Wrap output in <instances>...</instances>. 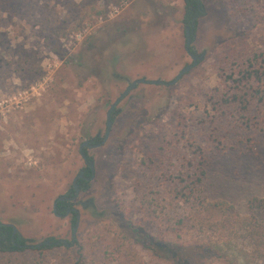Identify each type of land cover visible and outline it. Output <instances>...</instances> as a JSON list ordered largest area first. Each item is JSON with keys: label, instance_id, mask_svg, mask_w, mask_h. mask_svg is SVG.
Returning <instances> with one entry per match:
<instances>
[{"label": "rangeland", "instance_id": "rangeland-1", "mask_svg": "<svg viewBox=\"0 0 264 264\" xmlns=\"http://www.w3.org/2000/svg\"><path fill=\"white\" fill-rule=\"evenodd\" d=\"M201 2L191 48L204 57L172 85L138 84L116 107L108 140L87 149L95 175L72 200L75 244L0 251V264H174L136 242L128 222L206 243L190 227L193 205L221 200L247 214L264 199V93L249 104L250 121L234 98L252 90L237 81L252 65L264 90V0ZM184 17L185 0H0V222L27 244L71 241L74 215L53 207L86 166L82 142L104 138L129 80L171 81L193 62ZM208 164L196 199L178 196L175 185L184 190ZM200 249L186 248L177 264H211Z\"/></svg>", "mask_w": 264, "mask_h": 264}, {"label": "trees", "instance_id": "trees-1", "mask_svg": "<svg viewBox=\"0 0 264 264\" xmlns=\"http://www.w3.org/2000/svg\"><path fill=\"white\" fill-rule=\"evenodd\" d=\"M199 2L200 0H185V23L191 24L194 17L199 18L203 15L198 6ZM197 20L198 19L195 20V27L197 25ZM261 76L262 74H260L258 70H255L252 65L250 68L243 70L241 72V78L237 80L239 84L243 85L245 88L248 86L252 89L248 91L245 90L244 93L234 96L235 99L239 100V103H244L243 108H241L243 110L242 117H245L246 114L248 116L247 120L249 121L253 117L251 116L252 110L249 108V104L254 101L257 95L264 93V90L259 88L262 85ZM255 79L258 80V88L253 84ZM225 102L228 103V99L224 100V103ZM230 103H232V101ZM228 107L230 106H227V109ZM232 109L236 110L235 108ZM228 111L229 110H227V113ZM232 114H235V112H232ZM223 115H226V109L224 108L222 109V116ZM248 123L249 122H247V124ZM248 125H250V123ZM246 147L249 149L246 151H253L250 150L251 148L249 146ZM230 149H235V146H231ZM85 153H87L86 149ZM209 165L210 164H208V166H203V168H195L192 170L188 175L191 182H189V179L186 180L187 186H185L184 190L178 188V184H176L175 189L178 196H185L188 201H190L191 197L195 200L197 197V184L206 177ZM87 170V174L91 175L90 169L87 168ZM78 183L81 190H84L87 188L89 181L78 179ZM186 189H189V193ZM74 194L75 188L72 185L67 196L72 197ZM70 205L71 201L59 200L57 203V213L60 214V216H64ZM225 207V202L221 200L200 202L192 206L190 210V227L195 231L207 235L210 240L206 243L201 242L202 236H197V240L196 237H193V241L192 243L190 242V245L189 243L171 242L151 234L142 225L133 220L128 222L127 228L132 230L134 234L133 239L136 242L150 249L154 252L155 256L174 264L185 261L184 250L186 248H201L199 253L202 254L209 251L204 260L211 264H264V199L254 198L250 203V211L247 212V214L236 212L229 213L228 209ZM76 222L77 219L74 214L73 223L76 224ZM13 230V225L0 222V251L3 253L17 254L25 251L27 248L42 250L51 248L54 245L64 244L63 241L56 243L59 239L50 238L49 240L51 242L49 244L36 247L27 244V240L18 231L13 236ZM238 236L242 237L243 240L241 243L244 246L241 248L236 247L239 243V240L236 241ZM246 241L249 247L245 246L244 242ZM232 247H234L237 252H231L233 251Z\"/></svg>", "mask_w": 264, "mask_h": 264}, {"label": "water", "instance_id": "water-1", "mask_svg": "<svg viewBox=\"0 0 264 264\" xmlns=\"http://www.w3.org/2000/svg\"><path fill=\"white\" fill-rule=\"evenodd\" d=\"M203 11L206 12V10H204V9H203ZM192 31H193V29H191L190 27H187V29H186V49H187L189 56L192 58L193 62L184 66V68L179 72V74L171 81H166V80H162V79H147V78H138V79L133 80V81L129 80L128 87L113 102V104L111 105V107L109 108V110L107 112V115H106V126H107L106 127V134H105L103 140L99 143H91V140H89V139H86L82 142V144L80 146V153H81L82 157L84 158V160L88 161L87 155L84 153V149L99 147V146L103 145L108 140L110 133H111V130H112L113 122H114V120L112 118L113 111L118 106V104L130 93V91L132 89H134L138 84H141V83H150V84H155V85H172V84L176 83L185 73H187L193 67H195L198 64V62L204 57L205 52H203L202 54L197 56L195 54V52H193L190 48L191 44L193 42V37H194V34L192 35ZM89 167L93 171V174L91 175V177L89 179H93L94 175H95L94 174L95 173V165H94L93 161L89 162ZM83 174H84V171L81 170L80 173L77 174V176H75V178L73 179V186L75 188V194L72 196L71 200H75L80 195L81 190H80V187L77 183V180L79 178H82ZM66 197H67L66 194H62L54 202L53 211L55 214H57V202L59 200L66 199ZM89 202L90 201H86V202L79 201L77 203L82 204L83 207H86ZM71 211H74L77 213V215H76L77 223L74 225V227L72 229V239L70 242L67 241L66 239L58 240L56 242V243H59L60 241H63V243L69 247L73 246L75 244L76 234H77V231H78V228L80 225V217H81L80 210L75 206L67 211L66 216L69 215L71 213ZM17 231L18 230H17L16 226H14L13 236ZM49 243H50V240L47 239V240L38 242L37 244H34V246L41 247L43 244H49Z\"/></svg>", "mask_w": 264, "mask_h": 264}, {"label": "flooded vegetation", "instance_id": "flooded-vegetation-1", "mask_svg": "<svg viewBox=\"0 0 264 264\" xmlns=\"http://www.w3.org/2000/svg\"><path fill=\"white\" fill-rule=\"evenodd\" d=\"M198 6H199V8H200V10L202 11V13L203 14H205V11H203V9L204 10H206V8L203 6V3L201 2V0H200V2H199V4H198ZM196 19H198V18H196V17H194L193 18V21L191 22V24H187V23H185L184 22V24H185V32H186V29H187V27H190L191 29H193V31H192V35L194 34V32H195V20ZM194 37H195V34H194ZM191 48V47H190ZM192 50V49H191ZM194 52V51H193ZM195 54L198 56V53H196L195 52ZM116 109V108H115ZM114 109V111H113V113L116 111ZM112 118H113V115H112ZM103 140V138L101 137V135L100 136H97L96 138H94V139H92L91 140V143H99V142H101ZM87 149H89V148H86V150ZM84 153H85V149H84ZM86 155H87V158H88V161H86V160H84L85 161V163H86V166H85V168H82L81 170H83L84 171V174H83V177L82 178H79V179H84V180H86V181H89V178L91 177V175L93 174V171L90 169V167H89V162H91L92 160L89 158V155H88V153H85ZM87 168H89L90 169V171H91V175H88L87 174ZM80 170V171H81ZM80 173V172H79ZM77 183H78V180H77ZM73 185V184H72ZM78 185H79V183H78ZM79 187H80V185H79ZM80 190H81V188H80ZM82 191V190H81ZM67 195V194H66ZM71 198L72 197H66V199H64V200H68V201H71V205L69 206V208L67 209V211L69 210V209H71V208H73L74 207V202L71 200ZM58 203V202H57ZM67 213V212H66ZM66 213H65V217H66ZM71 215H77V213L76 212H74V211H71V213H70ZM69 214V215H70ZM57 215H59L60 216V214H58L57 213ZM69 215H67V216H69ZM77 219V218H76ZM77 223V222H76ZM12 225V224H11ZM14 226V225H13ZM74 227V226H73ZM62 240V239H61ZM51 242V241H50Z\"/></svg>", "mask_w": 264, "mask_h": 264}, {"label": "crops", "instance_id": "crops-1", "mask_svg": "<svg viewBox=\"0 0 264 264\" xmlns=\"http://www.w3.org/2000/svg\"><path fill=\"white\" fill-rule=\"evenodd\" d=\"M7 224H10V223H7Z\"/></svg>", "mask_w": 264, "mask_h": 264}]
</instances>
